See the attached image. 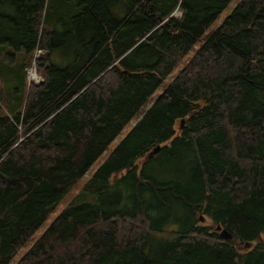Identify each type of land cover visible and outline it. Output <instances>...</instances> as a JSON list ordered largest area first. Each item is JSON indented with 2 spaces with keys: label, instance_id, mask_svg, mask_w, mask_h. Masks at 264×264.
<instances>
[{
  "label": "trees",
  "instance_id": "trees-1",
  "mask_svg": "<svg viewBox=\"0 0 264 264\" xmlns=\"http://www.w3.org/2000/svg\"><path fill=\"white\" fill-rule=\"evenodd\" d=\"M230 2L0 0V44L23 50L0 62V98L22 96L0 114V264L204 38L16 264H264V0L206 35ZM35 49L42 82L26 89Z\"/></svg>",
  "mask_w": 264,
  "mask_h": 264
},
{
  "label": "rangeland",
  "instance_id": "rangeland-1",
  "mask_svg": "<svg viewBox=\"0 0 264 264\" xmlns=\"http://www.w3.org/2000/svg\"><path fill=\"white\" fill-rule=\"evenodd\" d=\"M241 0H231L228 6L221 12V14L216 18L213 24L209 27V29L205 32L207 35L209 32L218 28L225 18L230 15L233 9ZM179 12H175V16H179ZM205 39V38H204ZM204 39L197 41L193 47L185 54V56L181 59L178 65L171 71V73L162 81L160 86L154 91V93L150 96L147 103L141 107L139 112L135 115V117L125 126V128L119 133V135L107 146L105 151L99 156V158L93 163V165L89 168V170L85 173V175L78 180L74 185H72L66 193L63 195L59 203L57 204L56 208L49 214V216L45 219L42 225L35 231V233L29 238V240L25 243V245L16 253L13 259L9 262V264H16L18 260L26 254V252L30 249V247L34 244V242L41 236V234L50 226V224L54 221V219L61 213V211L72 201V199L80 192L84 184L90 179V177L95 173L98 167L106 160L108 155L120 144V142L124 139L127 133L134 127V125L142 119V117L146 114V112L150 109L156 99L164 92V90L170 85V83L174 80V78L178 75V73L187 65V63L191 60V58L195 55V53L201 48L204 43ZM44 53L39 54V52L33 53L30 55L29 64L26 65L24 69L25 80H26V89L32 86V82L30 81V77L34 74L40 80L42 78L41 74L38 70V60L43 56ZM59 53L54 52L52 54V60L54 61ZM0 56L1 53H0ZM36 58V61L33 62L32 60ZM8 59V58H7ZM3 63L10 65L9 60L6 58L1 57ZM16 60L18 58L16 57ZM16 62V61H15ZM6 66V65H4ZM17 66L15 65V68ZM12 67H5V71L11 70ZM3 72V78H6L11 81V87L15 88L18 87L16 85L17 80L15 77L9 78L6 72ZM1 87V82H0ZM21 90L19 93L13 97L10 91L2 90V96L0 98V114L6 113L8 115H12L13 113L17 112L22 108V104L20 103L21 100ZM16 92V91H15ZM168 170V169H167ZM167 170L160 167L154 171V174L158 175L160 178L165 177L168 178ZM201 224H206V220H200ZM175 226H169L167 229H174ZM255 244L248 243L243 245H238V251L245 252L251 249Z\"/></svg>",
  "mask_w": 264,
  "mask_h": 264
},
{
  "label": "crops",
  "instance_id": "crops-1",
  "mask_svg": "<svg viewBox=\"0 0 264 264\" xmlns=\"http://www.w3.org/2000/svg\"><path fill=\"white\" fill-rule=\"evenodd\" d=\"M74 3H77L79 0H72ZM116 11H118V10H116ZM119 15H122V11L120 12V14ZM23 50L22 49H17V48H15L14 46H12V45H7V44H3V45H1L0 44V53H1V55H2V53H4V54H10L12 57L11 58H8V59H6V60H9L10 62H15L16 61V57L19 59L20 58V56H19V54L22 52ZM55 52H60L61 53V51L63 52L64 51V49H63V47H61V48H58V49H55L54 50ZM13 56H16V57H13ZM1 57L2 56H0V62H2V60H1ZM52 58V57H51ZM58 55H57V57L55 58V60L53 61V62H55L56 64H58V65H61L62 63H64L65 61H63V60H58ZM56 60H58V61H56ZM4 65H6V66H4ZM3 67H7V64H5V63H3V65H2Z\"/></svg>",
  "mask_w": 264,
  "mask_h": 264
},
{
  "label": "water",
  "instance_id": "water-1",
  "mask_svg": "<svg viewBox=\"0 0 264 264\" xmlns=\"http://www.w3.org/2000/svg\"><path fill=\"white\" fill-rule=\"evenodd\" d=\"M159 150V147L155 148L149 155L148 157H152L154 154H156ZM200 220H202V218L200 217ZM216 231L219 233V237L222 240L225 241H231L232 240V235L229 234L225 229H221L220 226L216 227ZM248 244V243H247Z\"/></svg>",
  "mask_w": 264,
  "mask_h": 264
},
{
  "label": "built area",
  "instance_id": "built-area-1",
  "mask_svg": "<svg viewBox=\"0 0 264 264\" xmlns=\"http://www.w3.org/2000/svg\"><path fill=\"white\" fill-rule=\"evenodd\" d=\"M178 14H179V13H178ZM36 52H39V54H42V53H43L42 50H38V49H35V50H34V53H36ZM36 58H37V57H35L32 61L35 62V61H36ZM30 81L32 82V84H33L34 86H38V85L42 82V78H41V80H40L36 75L33 74V75L30 77Z\"/></svg>",
  "mask_w": 264,
  "mask_h": 264
},
{
  "label": "bare ground",
  "instance_id": "bare-ground-1",
  "mask_svg": "<svg viewBox=\"0 0 264 264\" xmlns=\"http://www.w3.org/2000/svg\"><path fill=\"white\" fill-rule=\"evenodd\" d=\"M49 12V11H48Z\"/></svg>",
  "mask_w": 264,
  "mask_h": 264
}]
</instances>
